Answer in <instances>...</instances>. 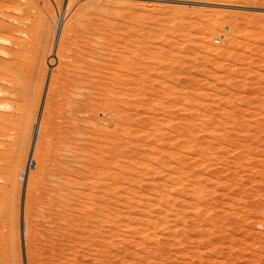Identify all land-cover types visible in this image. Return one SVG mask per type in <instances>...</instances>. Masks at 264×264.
<instances>
[{
    "label": "rangeland",
    "instance_id": "obj_1",
    "mask_svg": "<svg viewBox=\"0 0 264 264\" xmlns=\"http://www.w3.org/2000/svg\"><path fill=\"white\" fill-rule=\"evenodd\" d=\"M1 91L0 264H264V0H0Z\"/></svg>",
    "mask_w": 264,
    "mask_h": 264
},
{
    "label": "bare ground",
    "instance_id": "obj_2",
    "mask_svg": "<svg viewBox=\"0 0 264 264\" xmlns=\"http://www.w3.org/2000/svg\"><path fill=\"white\" fill-rule=\"evenodd\" d=\"M32 2H33V1H32ZM92 3H93V2H92ZM1 96H2V97H0V107L5 108V109L9 108L10 106L7 107L8 103L5 102L4 100H2V99H5V97H4L5 95H4V92H3V91H1ZM0 118H3V119L1 120L2 122H0V136H3V134L5 133V131H6V129H7V124H8L7 121H8V120L5 118V115H3V114H1V113H0ZM0 145H5V142L0 140ZM7 154H8V152H6V151H0V156H1V157H0V169H3V168L6 167V166H5V163H4V166H5V167L2 166V163L8 160V159H7V160L4 159V158L6 157ZM6 158H7V157H6ZM79 164H80V163H79ZM9 166H10V165H9ZM7 167H8V166H7ZM7 167H6V168H7ZM6 168H5V170L8 171V169H6ZM9 168H10V167H9ZM11 169H12V168H11ZM55 175H56V174H54V176H55ZM52 176H53V174H52ZM54 176H53V177H54ZM56 176H57V175H56ZM56 176H55V177H56ZM12 177H13V176H12ZM53 177L50 176V179H52ZM53 179H54V178H53ZM55 179H56V178H55ZM55 179H54V180H55ZM48 181H49V179H48ZM96 181H98V179H97ZM50 182H51V181H50ZM52 182H53V180H52ZM65 183L67 184L68 182H65ZM66 184H65V185H66ZM69 184H71V183L69 182ZM82 184H83V186H84L85 183H82ZM82 184H80V185H82ZM80 185H78V186H79L78 188H81ZM14 186H15V185H14ZM42 186H43V185H42ZM42 186H41V190H42V191H40L41 194H42V197H43V195H44V196L47 195V196L49 197L50 195H48V194H50V193L46 194V192H49V191L52 192V189L49 188V191H46L47 189L45 188L44 191H43ZM48 186H49V185H48ZM67 186H68V184H67ZM69 186H70V185H69ZM69 186H68V187H69ZM83 186H82V187H83ZM61 187H62V189H63L64 186H63V185H62V186L59 185V188H61ZM68 187H66V189H67ZM39 188H40V187H38V190H39ZM64 189H65V188H64ZM74 189H75L76 191L79 190V189H76V188H74ZM74 189H73V192L75 193L76 191H74ZM0 190H1V187H0ZM56 190H57V189H56ZM69 190H70V191H67V192L70 194V192L72 191V188L69 189ZM57 191H63V192H64V190H60V189H58ZM6 192H7V191H6ZM12 192H13V190H12ZM63 192H60V195L58 194L59 192H57V194L59 195L58 198H60V196L62 197V193H63ZM79 192H80V191H78L77 194H79V195H80V193L82 194V192H80V193H79ZM44 193H45V194H44ZM71 193H72V192H71ZM1 194L3 195L4 193H1ZM1 194H0V198L2 197ZM8 194H9V192H8ZM28 194H30V193H28ZM34 194H35V193H34ZM51 194H54V193L52 192ZM55 194H56V193H55ZM55 194L52 195V196L54 197ZM64 194H66V191H65V193H63V197H65ZM75 194H76V193H75ZM77 194H76V195H77ZM4 195H5V194H4ZM15 195H16V194H15ZM66 195H68V194H66ZM76 195H75V196H76ZM12 196H13V194H12ZM56 196H57V195H56ZM72 196H73V195H72ZM38 197H40V195H39ZM63 197H62V199L60 198V202H62L61 200H66V203H68L69 200L66 198L67 196L65 197V199H63ZM69 197H70V195H69ZM77 197H78V200H79L80 197H79L78 195H77ZM43 198H44V197H43ZM58 198L56 197V200H58ZM72 198H74V196H73ZM51 199H52V197H51ZM74 199H75V198H74ZM52 200H53V199H52ZM67 200H68V201H67ZM71 201H73V200L71 199ZM71 201H70V203H71ZM76 201H77V200H76ZM51 202H52V201H51ZM55 202L58 203L59 200H58V201H55ZM55 202H52L51 204L54 205ZM73 202H75V200H74ZM56 203H55V205H56ZM63 203L66 204L65 202H63ZM59 204H61V203H59ZM53 205H52V207H53ZM60 206H61V205H58L57 207H60ZM54 207H55V206H54ZM50 211H51V209H50Z\"/></svg>",
    "mask_w": 264,
    "mask_h": 264
}]
</instances>
